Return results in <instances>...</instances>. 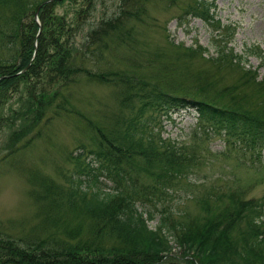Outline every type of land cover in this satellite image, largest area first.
<instances>
[{
  "label": "trees",
  "instance_id": "16d2710c",
  "mask_svg": "<svg viewBox=\"0 0 264 264\" xmlns=\"http://www.w3.org/2000/svg\"><path fill=\"white\" fill-rule=\"evenodd\" d=\"M44 1L0 0V104L12 89L21 90L23 86L20 99L24 105L15 113L24 126L14 133L11 142L14 137L19 140L30 134L61 108L87 121L98 146L72 156L77 162L68 179L74 183L69 184L70 193L64 185L42 178V189L35 190V195L48 206L61 205L64 195L69 196L72 208L81 203L90 220V234L84 238L81 225H66L65 237L52 235L35 241L15 239L0 231V264H163L172 247L169 235L187 250V264H264V200H247L238 192L217 194L215 211L205 195L200 198L203 215L185 217L170 200L176 191L173 183L193 167L194 155L156 131L162 129L164 119H172L173 112L193 109L199 116L196 135L199 130L205 139L219 136L226 144L262 160L264 113L250 110L251 95L245 88L253 82L264 91V78L258 79V74L245 66V57L250 54L240 55L229 46L235 29L216 17L214 5L207 0H187L183 4V17L199 18L215 30L210 43L215 54L205 56L209 49L202 44L182 46L184 51L190 56L201 53L220 70L239 64L246 75L238 84L217 87L219 79L206 71H189L184 63H178L174 69L193 74L190 76L197 82L198 90L191 92L192 86L179 80H167L163 85L147 78L139 70L141 63L132 69L92 71L85 62H90L95 53L104 56L103 49L112 44L125 42L128 21L116 12L78 41L94 0H84L74 20L54 12L61 1ZM148 1L124 0L133 13L122 12L140 21ZM41 4L39 24L35 13ZM81 73L120 88L123 104L129 105L131 114H118L105 127L78 111L68 93L81 81L77 79ZM46 85L54 87L46 89ZM207 87L216 93L212 95ZM88 154L93 155L89 161ZM178 214L184 217L176 218ZM154 220L157 224L151 227L149 222ZM104 237L115 242L106 245Z\"/></svg>",
  "mask_w": 264,
  "mask_h": 264
},
{
  "label": "rangeland",
  "instance_id": "374dc122",
  "mask_svg": "<svg viewBox=\"0 0 264 264\" xmlns=\"http://www.w3.org/2000/svg\"><path fill=\"white\" fill-rule=\"evenodd\" d=\"M186 1L150 0L145 4V10L141 11L142 19L137 21L133 15L126 12L123 14L122 11L133 13L132 6H125L124 0H94L78 41L96 29L99 22L116 12L128 21L129 32L125 42L121 41L112 44L109 49H103L102 57L95 53L85 65L92 71L110 72L127 67L132 69L135 64L141 63L139 70L147 78L152 77L153 81L157 80L163 85L167 84V80H179L192 86L189 90L191 92L198 90L197 82L190 76L193 74H183L174 69L178 63H184L189 71H206L210 76L219 79L217 87L232 86L243 81L242 76L246 75L239 64L220 70L214 63L206 61L201 53L190 56V53L184 51L182 46L202 44L209 47L205 56L215 54V49L210 44L214 28L199 18L183 17L182 7ZM207 1L214 4V12L224 24H231L236 28L237 32L229 37V46L240 55L250 54L245 57V66L253 69L258 74V79H263L264 0ZM61 2L56 5L54 12L66 15L69 20H74L76 11L85 4L84 0ZM252 51L257 53L251 54ZM77 79L81 81L68 94L78 111L105 127L110 125L116 115L131 114L129 105L123 104L124 93L122 94L120 88L101 82L95 77H87L84 73L79 74ZM48 87L54 86L46 85V89ZM168 88L177 90L170 86ZM14 91L12 89L0 104V117H3L0 122V231L15 239L27 238L36 241L52 235H56L55 238L65 237L66 225H81L83 237L88 238L90 220L84 215L81 203L80 207L72 208L68 204L69 196L64 195L61 205L48 206L43 200L39 201L35 190L42 189L39 181L45 178L57 185H64L67 193H70L69 184L74 183L73 180L68 182V179L77 162L72 156H76L84 148H95L98 141L93 138L88 123L82 116L70 109L61 108L58 114L46 119L30 134L19 140L14 137L11 142L14 133L24 126L18 113H15L24 105L20 99L24 94L23 86L21 90ZM207 91L212 95L216 93L211 87H207ZM245 91L251 95L250 105L253 109L245 108L263 115L264 91L258 90L253 82L246 86ZM198 118L195 110L181 109L173 112L172 119H164L162 129L156 130L167 141H175L182 151L194 155L193 167L187 174L177 177L173 183L176 191L172 192L174 196L170 204L177 205L178 210L186 214L185 217L190 215L199 218L204 213L200 198L205 195L212 200L211 205L215 211L219 203V198H215L217 194L238 192L247 200H264V156L262 160H257L249 151L226 144L219 136L205 139L199 130L196 135ZM15 149L18 152L12 154ZM85 156L87 161L93 157L90 154ZM107 182L112 184L111 181ZM139 210H142L141 206ZM175 216L184 217L179 214ZM149 224L155 227L157 221H150ZM169 239L172 248L169 256L163 259V264H187V250L179 246L171 235ZM103 240L106 245L115 242L109 237H104Z\"/></svg>",
  "mask_w": 264,
  "mask_h": 264
},
{
  "label": "water",
  "instance_id": "95a60500",
  "mask_svg": "<svg viewBox=\"0 0 264 264\" xmlns=\"http://www.w3.org/2000/svg\"><path fill=\"white\" fill-rule=\"evenodd\" d=\"M52 1H54V0H46L45 3L52 2ZM39 11H40V8H38L37 11H36V15H35L36 20L38 18ZM39 31H41V28H40ZM1 78H3V77H1Z\"/></svg>",
  "mask_w": 264,
  "mask_h": 264
}]
</instances>
